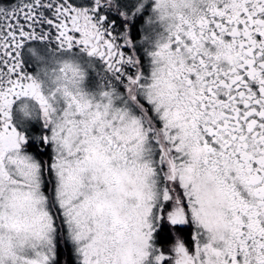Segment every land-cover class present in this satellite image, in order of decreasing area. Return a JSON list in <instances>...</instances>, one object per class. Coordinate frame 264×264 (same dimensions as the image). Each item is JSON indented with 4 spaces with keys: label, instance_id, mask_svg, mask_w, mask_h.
I'll return each mask as SVG.
<instances>
[{
    "label": "snow or ice",
    "instance_id": "obj_1",
    "mask_svg": "<svg viewBox=\"0 0 264 264\" xmlns=\"http://www.w3.org/2000/svg\"><path fill=\"white\" fill-rule=\"evenodd\" d=\"M0 264H264V0H0Z\"/></svg>",
    "mask_w": 264,
    "mask_h": 264
},
{
    "label": "clouds",
    "instance_id": "obj_2",
    "mask_svg": "<svg viewBox=\"0 0 264 264\" xmlns=\"http://www.w3.org/2000/svg\"><path fill=\"white\" fill-rule=\"evenodd\" d=\"M42 55H43V53H42L41 51L38 50L37 53H36V56L39 57V56H42ZM22 118H23V117H21V119H22Z\"/></svg>",
    "mask_w": 264,
    "mask_h": 264
}]
</instances>
